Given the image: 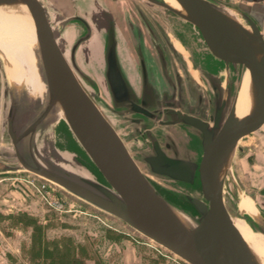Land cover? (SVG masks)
Segmentation results:
<instances>
[{"label": "rangeland", "instance_id": "374dc122", "mask_svg": "<svg viewBox=\"0 0 264 264\" xmlns=\"http://www.w3.org/2000/svg\"><path fill=\"white\" fill-rule=\"evenodd\" d=\"M209 1L235 11L240 18V13L247 14L259 25L264 36V12L260 11L259 14L256 11L257 4L264 7V0ZM67 2L68 10L56 12V16L51 12L47 15L55 39L67 59L71 45L84 29L73 21L64 24L65 16L78 13L89 21L90 36L78 45L75 52L76 62L85 77L77 74L76 78L114 127L145 177L171 206L194 223L190 216H197L198 213L185 196L202 198L198 186L154 174L143 159L152 153L150 140L140 135L144 123H132L129 119L131 114L127 113L125 107L117 108L113 104L104 77L107 29L109 26L114 27L121 62L131 68L130 58L134 57L128 54L132 50L131 40H142L148 35L145 28L137 23L141 18L137 20L134 16V12L139 9L143 12V18L154 23L161 40L169 37L182 51L175 56L186 61L185 65L191 74L185 79L182 75L183 86L190 88L197 98L203 99L209 97L210 85L219 83L222 96L227 100L226 112L239 89L244 66L229 63L226 70L224 62L207 48L196 26L146 0H76L72 3L76 5L75 8L70 5V0ZM81 4H84L83 9ZM11 13L14 14L0 9V39H6L7 31L16 37L29 36L31 27L25 15L15 13L12 16L9 15ZM257 14L263 17H257ZM144 42L145 51L153 52L154 48L148 45L147 38ZM0 48L8 59L5 62L0 57V264H186L116 216L51 181H45L20 165L5 124L10 93L14 92L22 104L32 97L35 89L40 96L28 119L21 124L24 127L41 105L45 83L38 51L31 40L22 41L19 46L3 45L0 41ZM153 75L159 78L157 70H154ZM200 79L203 81L197 83ZM153 84L156 97L160 98L161 89L165 90L163 83L155 79ZM185 97L191 98L186 94ZM145 125H150V121L145 122ZM151 126L154 132L169 131L162 133L163 140L183 141L172 135L174 127H160L153 122ZM34 137V155L45 167L109 186L75 138L59 107L40 126ZM239 142L244 150L235 149L233 153L229 170L223 179V201L231 217L243 220L252 233L264 239L260 221V217L264 218V176L259 174L261 165L256 159L250 158L253 150L264 149V123ZM27 150L25 144L24 151L29 158ZM178 155L198 161L202 151L197 147L195 152L180 151ZM245 197L255 207L254 215L240 210V201Z\"/></svg>", "mask_w": 264, "mask_h": 264}, {"label": "water", "instance_id": "95a60500", "mask_svg": "<svg viewBox=\"0 0 264 264\" xmlns=\"http://www.w3.org/2000/svg\"><path fill=\"white\" fill-rule=\"evenodd\" d=\"M161 6L196 26L210 52L224 62L239 63L249 71L252 109L241 118L235 117V97L223 116L226 99L217 85L214 111L209 121L175 113L177 121L186 122L201 131L202 155L198 163L167 155L150 131L152 153L143 157L149 169L157 175L198 186L202 198L186 195L197 211L191 223L171 206L145 177L114 127L99 110L93 99L78 82L85 77L79 68L75 52L89 36L86 21L74 15L67 20L83 22L87 32L78 37L69 49L68 59L61 51L47 12L39 0H0L5 10L32 18L38 39L41 69L46 94L41 108L23 127L18 128V113L22 107L14 92L10 93L6 111V131L20 165L47 178L74 195L116 216L146 239L163 247L186 264H260L231 219L223 202V179L229 170L238 141L264 123V36L259 25L247 14V27L232 19L223 8L209 0H176L177 10L163 0H146ZM0 57L8 62L0 48ZM104 77L115 106L156 118L143 105L133 101L132 91L121 72L116 39L111 26L107 29L104 52ZM143 75L145 68L142 64ZM144 104V102H142ZM59 106L75 138L106 179L109 186L88 178L57 173L35 158L33 138L51 111ZM138 122L137 119H132ZM27 139L29 161L24 152ZM264 231V218L260 217Z\"/></svg>", "mask_w": 264, "mask_h": 264}, {"label": "flooded vegetation", "instance_id": "af4514ba", "mask_svg": "<svg viewBox=\"0 0 264 264\" xmlns=\"http://www.w3.org/2000/svg\"><path fill=\"white\" fill-rule=\"evenodd\" d=\"M70 1H71L70 5L72 6V8H75L76 5H72V3H74V1L76 0H70ZM65 6H67V10H68L69 3L67 2ZM83 7L84 4H81L82 9ZM256 9H257L256 11H258L259 14H261L260 11L264 12V7L261 4H257ZM259 14H257L258 15L257 17H263ZM74 15H78L82 17L89 26V21L84 15L78 13H75ZM142 15L143 12H140L139 9H137L136 12H134V16L137 18V20L141 18L139 19V22L137 21L138 25L144 27L148 35L147 37H143L144 39L142 40H137L135 38L134 40H131L132 41L131 47L133 51L131 50L128 54L129 56H134L133 58H130L131 59L130 65L132 67L130 66L131 68H127L121 62L118 53L119 42L117 40V33L113 27L115 39H116V55L123 77L132 91L133 101L139 105H143L156 118L147 116L140 112L130 111L128 110L127 106H124L125 110L127 111L128 114H131L129 118L130 121L132 119L138 120V122L131 121L132 123L137 125L144 123L140 135L145 136V131L147 130L150 131L151 134L155 136V139L157 140L159 147L167 155L189 159L193 162L198 163L201 158L197 161L194 158L191 159L187 157H181L178 154L180 151L183 153L195 152L197 147H199L202 151L201 131L194 125L188 124L186 122H180V121L174 123H167V122L173 121L176 116L175 113H179V112L184 115L192 116L201 121L210 122L209 117L213 113L214 105H215L214 88L212 85H210L211 89H210V94L208 93L209 97H205L202 99L201 97L197 98L196 95L193 94L190 88L186 89V86H183L182 84L183 82H181L182 75L185 76L183 78L185 79L187 78L188 75L191 76V74L189 68H187V66L185 65L186 61L183 62L175 56L176 53L178 52L181 53L182 51L172 43L169 37L167 36L166 38L163 37L161 40L158 35V30L154 28L155 27L154 23L153 22L151 23V21L143 18ZM65 18L66 20L63 22L64 24L73 21L84 29V31L78 37L83 36L87 32L85 24L80 20L77 19L67 20L68 16H65ZM242 18L247 22V20L243 16ZM143 31L144 30H142V32ZM89 36L86 39H88ZM145 38H147V40L149 41L148 45L153 46L154 48L153 52L145 51V45H146L144 42ZM130 39H132V37H130ZM142 64L144 65L145 68V76L143 75ZM174 65H176L177 68L176 67L174 68ZM130 69L132 71H130ZM154 70L155 72L156 70L158 71L159 78L153 75ZM129 71L133 72V75H131ZM155 79L159 83L162 81L163 87L165 89V90H163V88L161 89L160 98L156 97L157 96L156 92L155 90H153L154 87L153 82L155 83ZM202 81L203 80L200 79L199 82L197 83H200ZM216 85L218 86L220 94L222 96L220 84L218 83ZM185 94L191 98L190 99L186 98ZM142 102H144V104H142ZM116 107L118 108L121 106H116ZM226 108H227V100H226V105L223 109V116H225L227 113ZM147 121H150V125H145V122ZM151 122L156 123V125L160 127H165V128L174 127L175 131H173L172 135L175 137L178 136L179 138L183 139V141L180 140L176 142L175 139L163 140L162 133L163 132L169 133V131L165 129L154 132L153 130L154 127L151 126ZM239 143L240 142L238 141L236 149L238 151H243L244 148ZM177 147L179 150H177ZM255 152L258 151L253 150L252 157H250L251 159L254 158L253 155ZM262 152H264V149L262 150ZM27 160L29 161V158H27Z\"/></svg>", "mask_w": 264, "mask_h": 264}, {"label": "bare ground", "instance_id": "6f19581e", "mask_svg": "<svg viewBox=\"0 0 264 264\" xmlns=\"http://www.w3.org/2000/svg\"><path fill=\"white\" fill-rule=\"evenodd\" d=\"M165 1L167 4H169L170 6H172L173 8L177 9V10H181L180 5L178 4V2L176 0H163ZM177 5H173L176 4ZM1 10H4L8 13H10V11L5 10V8L0 7ZM223 11L229 15L232 19L236 20L237 22L243 24L245 27H247V22L244 21L242 18H240L237 13L229 8L223 7ZM9 15L14 16L15 13H11ZM24 16V15H23ZM26 17L27 22H29L30 27H31V34L29 36H13L12 33L10 31H7L8 33H6V39H0L1 44L6 45H18L19 43L22 41H29L30 40L34 43V45L37 48L38 51V55H39V39H38V35L33 23L32 18H30L29 16H24ZM0 31H2V29H0ZM56 40V39H55ZM60 47V46H59ZM12 49V48H11ZM61 49V48H60ZM6 50V49H5ZM62 51V50H61ZM63 52V51H62ZM12 53V52H11ZM64 54V53H63ZM39 61H40V57H39ZM40 68H41V63H40ZM244 75L242 77V80L240 82L239 85V89L236 93V97H235V117L236 118H241L243 116H245L246 114H248V112L252 109L253 107V96L251 93V82H250V75H249V71L246 67H244ZM11 72V71H10ZM41 74H42V79L44 81L43 78V73H42V69H41ZM14 75V74H13ZM15 76V75H14ZM16 78V77H15ZM78 80V79H77ZM79 82V81H78ZM45 83V82H44ZM81 85V84H80ZM44 91L46 94V86L44 84ZM84 89V88H83ZM85 90V89H84ZM45 94L43 97V100L41 102V105L39 107V109L41 108L44 98H45ZM238 94L240 96H238ZM238 96V97H237ZM17 97V96H16ZM38 97H40L37 94V89H35L32 92V97H30V99H28L27 101L25 100V102L22 104V107L18 113V128L19 129H23L22 127V123H24L26 121V119H28V116L32 113L31 111L33 110V108L36 106V102L38 101ZM18 98V97H17ZM19 100V99H18ZM20 102V100H19ZM22 103V102H21ZM59 107L56 106L51 113L48 115V117L54 112V110ZM60 108V107H59ZM38 109V110H39ZM35 111V113L29 118V120H27L26 124L30 121V119L38 112ZM60 110L62 111V109L60 108ZM63 114V112H62ZM48 117L46 118L45 122L47 121ZM64 117V115H63ZM44 122V123H45ZM34 139L33 138V143H32V149H33V154H34ZM28 144L27 139L24 141V145ZM25 152V151H24ZM26 155V154H25ZM35 156V155H34ZM27 157V156H26ZM28 158V157H27ZM36 158V157H35ZM37 160V159H36ZM38 161V160H37ZM39 162V161H38ZM40 163V162H39ZM41 164V163H40ZM42 165V164H41ZM44 166V165H43ZM45 167V166H44ZM47 168V167H46ZM49 169V168H48ZM51 170V169H50ZM53 171V170H52ZM56 172V171H55ZM59 173V172H57ZM39 176V175H37ZM42 179H46L48 181H51L47 178L41 177ZM45 180V181H46ZM47 181V182H48ZM52 183L58 185L57 183L51 181ZM50 182V183H51ZM60 186V185H58ZM61 187V186H60ZM224 202V201H223ZM239 208L241 211H245L248 214L254 215V212H256L255 207L253 206L252 202L250 199H248L247 197H245L244 199H242L240 201L239 204ZM186 217V216H185ZM187 218V217H186ZM188 219V218H187ZM233 224L235 225V227L237 228V230L239 231V233L241 234V236L243 237V239L245 240V242L248 244V246L250 247V249L258 256V261L260 264H264V239L262 237H260L259 235H256L254 233H252V231L250 230V228L248 227V225L241 219L238 218H233L231 217ZM189 220V219H188ZM190 221V220H189ZM191 223H193L192 221H190ZM194 224V223H193Z\"/></svg>", "mask_w": 264, "mask_h": 264}, {"label": "crops", "instance_id": "0c3cea01", "mask_svg": "<svg viewBox=\"0 0 264 264\" xmlns=\"http://www.w3.org/2000/svg\"><path fill=\"white\" fill-rule=\"evenodd\" d=\"M44 6L46 12H51L54 16H56V12L67 10L66 2L64 0H39ZM67 1V0H66ZM65 4H64V3ZM263 125V124H262ZM262 125L260 127H262ZM259 152H255L253 155V159L261 165L260 167V175L264 176V152L258 150Z\"/></svg>", "mask_w": 264, "mask_h": 264}]
</instances>
